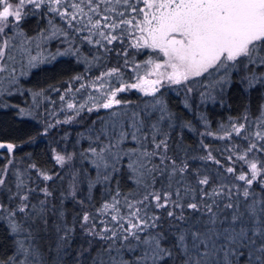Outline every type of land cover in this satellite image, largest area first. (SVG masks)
<instances>
[{"label":"snow or ice","instance_id":"1","mask_svg":"<svg viewBox=\"0 0 264 264\" xmlns=\"http://www.w3.org/2000/svg\"><path fill=\"white\" fill-rule=\"evenodd\" d=\"M69 55L86 65L59 97L71 114L44 129L81 126L52 150L65 174L20 168L23 145L0 141V264H264V0H0V97ZM233 98L214 131L208 106Z\"/></svg>","mask_w":264,"mask_h":264},{"label":"trees","instance_id":"2","mask_svg":"<svg viewBox=\"0 0 264 264\" xmlns=\"http://www.w3.org/2000/svg\"><path fill=\"white\" fill-rule=\"evenodd\" d=\"M25 27L27 31L32 34L36 29L35 19H29ZM50 46L49 47L55 51L59 45L54 42ZM85 68L86 65L77 63L76 57L74 56L57 57L55 60L40 64L39 67L32 69L29 75L22 77V87L19 91H15L12 95L0 97V100L3 101V103H0V141L15 142L23 145L17 148L15 153L20 168L23 169L29 163L35 162L50 172H59L60 167L53 159L54 153L52 150L55 149L56 152L63 153L66 148L68 151H72L76 140V132L80 130L81 126L67 124L57 125L45 134V123L41 122L43 111H48L50 109V102L48 101L46 105H44L41 99H43L44 94H46L47 97L52 96L54 93L52 88H59L60 90L66 88L68 82L71 81V77L78 73L85 72ZM97 71V69H92L87 74L95 75ZM71 86L75 87V84ZM40 90H45L42 95H33V92ZM166 96L175 111L184 118L196 123L198 113L195 111L189 112L183 108L181 103L183 93L177 94L176 92H169L166 93ZM78 97L80 98V95H78ZM135 98L136 94H133V99ZM34 100L36 102H34ZM241 102L242 98H233V100L230 101L232 105L231 109L209 105L207 111L213 122L212 129L214 131L217 129L218 122L226 125L229 117L239 115ZM36 103L40 106H35L34 104ZM255 103L256 101L254 100V115L256 114ZM17 106H19V108L29 109L31 115H18ZM197 127L200 132L204 131L202 125L197 124ZM58 128H60V132L57 130ZM65 132L70 133L67 141L63 139ZM185 135L186 142L194 148L198 146V141L202 139L196 133L187 130H185ZM234 142L237 144L241 143L239 138H234ZM204 143L211 145L213 150L219 151H223L225 147L230 146L227 140H217L212 137L204 139ZM0 152H3V150H0ZM4 155L6 156L7 154L4 153ZM3 163L4 160L0 159V164ZM61 175H63V173H61ZM33 178H35V172H33ZM57 187H59L58 184ZM97 197H99V192H97ZM69 207H71V205H69ZM11 253L12 249L9 247L8 239L0 235V260L7 259Z\"/></svg>","mask_w":264,"mask_h":264},{"label":"flooded vegetation","instance_id":"3","mask_svg":"<svg viewBox=\"0 0 264 264\" xmlns=\"http://www.w3.org/2000/svg\"><path fill=\"white\" fill-rule=\"evenodd\" d=\"M72 84H75V87H72L73 90L76 88V82H73ZM71 84V85H72ZM65 89L60 90L59 92L54 91L52 96L47 97L46 94H44L43 99L41 101L44 105L49 101L50 102V109L48 111H43V118L41 123H45L47 121L48 123H55L56 120H63L67 115H70L71 113H66L64 111H61V108L63 107V102L59 100L60 95L65 94ZM79 94L76 95L75 99L77 102H81L80 98L78 97ZM52 101H55V104L52 103ZM52 107V108H51ZM54 111L53 114H50L49 112ZM50 119H53L54 121L50 122Z\"/></svg>","mask_w":264,"mask_h":264},{"label":"rangeland","instance_id":"4","mask_svg":"<svg viewBox=\"0 0 264 264\" xmlns=\"http://www.w3.org/2000/svg\"><path fill=\"white\" fill-rule=\"evenodd\" d=\"M50 47H51V46H50ZM50 47H49V48H50ZM51 48H52V47H51ZM51 48H50V50H51V51H54V50H52ZM34 54H35V52H34ZM31 70H32V69H31ZM31 70H30V71H31ZM29 73H30V72H29ZM29 73H28L27 75H29ZM8 87H9V85L7 84V81H5V82H4V88L7 89ZM12 91H13V93H14V92L17 91V90L15 89V87H13ZM34 102H36V101L34 100ZM34 105H35V106H40L38 103H36V104H34ZM32 108H35V107H32ZM49 113H50V114H53L54 111L49 112ZM42 118H43V117H42ZM51 121H54V120H53V119H50V122H51ZM60 125H62V124H60ZM60 125H58V126H60ZM57 130L60 132V128H58ZM61 136H62V135H61ZM59 172H60V173H63V175L65 174V170H62L61 168H59ZM65 180H67V176H65Z\"/></svg>","mask_w":264,"mask_h":264}]
</instances>
